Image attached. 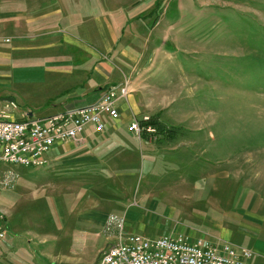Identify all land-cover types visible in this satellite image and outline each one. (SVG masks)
I'll use <instances>...</instances> for the list:
<instances>
[{"label":"rangeland","instance_id":"rangeland-1","mask_svg":"<svg viewBox=\"0 0 264 264\" xmlns=\"http://www.w3.org/2000/svg\"><path fill=\"white\" fill-rule=\"evenodd\" d=\"M84 1L96 11L100 8L103 38H109L108 32L119 38L132 32L147 55L159 52L150 61L155 68L148 80L164 90L154 95L159 99L156 107L163 109L148 114L160 130L173 126L178 134L158 151L155 164L151 160L144 168L142 163L136 172L130 168L121 180L108 169L100 175L88 165L76 169L117 198L100 200L94 210L78 209V214L103 221L100 231L80 245L71 230L98 224L87 225L80 215L67 216L61 205L69 201L70 206L73 196L66 194L69 188L62 180H45L47 172L38 171L42 167L0 161V211L13 236L12 249L0 252V264H28L24 261L32 257V249L60 261L66 255L79 258L80 264H97L101 251L118 235L137 229L145 233V226L222 239V231H229L241 214L252 217L255 202L264 201V0ZM130 15L135 18L125 20ZM63 26L76 32L73 25ZM86 40L85 46L103 52L110 43L103 41L101 46ZM12 65L0 80V107L15 101L13 118L21 111L34 116L51 113L52 104L44 99L50 83L44 64L25 60ZM75 187L70 190L77 191ZM145 191L150 193L148 200ZM111 216L121 226L112 223ZM26 239L31 249H26ZM231 241L253 247V238L243 235ZM254 256L248 264L257 259ZM33 258L29 264H48Z\"/></svg>","mask_w":264,"mask_h":264},{"label":"crops","instance_id":"crops-1","mask_svg":"<svg viewBox=\"0 0 264 264\" xmlns=\"http://www.w3.org/2000/svg\"><path fill=\"white\" fill-rule=\"evenodd\" d=\"M76 1L0 0V80H3L2 77L14 63H22L25 60L30 61L34 66L43 63L45 77L50 82L49 91L44 98L46 102L52 104V112L49 114L65 107L93 102L100 91L109 84H115V80L116 83L129 81V93L119 100L121 101L119 104V101L117 102L120 113L117 120L104 117L103 130L96 131L92 125H88L81 133L80 141L69 140L56 144L52 148L54 151L49 152L51 157L47 155L46 165L38 170L47 172L44 175L45 180L55 183L56 179L60 178L64 187L69 188L65 192L73 196L72 201L70 200L72 203L69 206V201H65L63 202L65 206L61 205L63 211L68 210L67 216L80 215L81 220H85L87 225L98 224L86 228L75 226L71 230L76 237L73 238L80 245L86 237L100 231L103 221L101 222L102 218H100L95 222L89 214L82 213L84 216L78 214V209L89 207L94 210L101 204L100 200L117 198L112 197L105 188L98 187L99 181L96 180L95 183L93 179L89 180L85 172L80 173L76 169L88 165L95 168L99 175L108 169L113 178L121 180L122 176L129 174L130 168H134L136 172L139 167L141 168L142 163L144 168L151 160L155 164L158 151L163 149V146H170L178 131L173 126L159 129L155 140H150L147 135L138 138L128 131L127 124L133 115L149 112L157 114L163 109L159 105L156 107L155 104L159 99H155L154 95L164 90L160 87L156 88L157 85H151L148 80V73L155 68V63L150 61L155 55L157 57L159 52L156 53L155 50L147 55L144 43L140 45L135 42L132 32H125L122 38H119V35L114 36L115 32L112 34L108 32L109 38H103L100 8L96 11L94 7L88 6L91 9L84 16L88 8L87 4L85 5L84 0ZM127 17L125 20L134 19L135 15ZM63 25H73L76 32H69ZM111 35L114 37L112 38ZM87 38L93 39L101 46L103 41L108 40L110 43L108 48L105 47L106 52L96 46H85L83 43L88 44ZM36 70L39 71L38 68ZM0 99H2L1 95ZM24 114L32 115L30 112L21 111L19 118ZM158 116L161 123L160 119L163 118L160 114ZM166 139L170 141L166 143ZM156 167L153 166L152 170L157 169ZM93 183L97 185L96 188L93 187ZM75 185H78V188ZM74 187L77 191L72 192L70 188ZM149 194L145 191V200L151 198ZM69 196L67 198H70ZM254 205L252 217L249 214H241L242 218H238V222L234 221L229 231L228 229H225L227 232L222 231L221 237L230 242H233L231 240L234 235L253 238V250L249 249L257 259L251 264H264V201L260 205L255 202ZM34 218L32 221H35ZM153 227L147 229L145 226L144 234L139 229L136 232L151 237L169 232L155 225ZM8 229L7 237L0 242V252L13 247L10 244L13 236L9 222ZM26 241V246H29L26 249H31L29 240ZM32 251V257L37 262L43 260L48 264H80L79 258L73 256L65 255L63 261H60L55 256L50 258L41 250L32 249ZM32 257H27L28 261L24 263H32Z\"/></svg>","mask_w":264,"mask_h":264},{"label":"built area","instance_id":"built-area-1","mask_svg":"<svg viewBox=\"0 0 264 264\" xmlns=\"http://www.w3.org/2000/svg\"><path fill=\"white\" fill-rule=\"evenodd\" d=\"M129 93V82L109 84L96 100L65 107L44 116L23 115L13 118L17 109L13 100L0 108V161L23 167H43L47 155L60 143L80 141L86 126L103 130V119L117 120L120 116L117 102ZM127 129L138 138L147 135L155 140L159 134L156 119L148 113L133 115ZM10 172V171H9ZM112 223L121 222L111 216ZM8 221L0 211V242L8 234ZM252 250L220 238L191 237L183 232H167L146 236L137 232L121 234L101 251L97 264H248Z\"/></svg>","mask_w":264,"mask_h":264}]
</instances>
